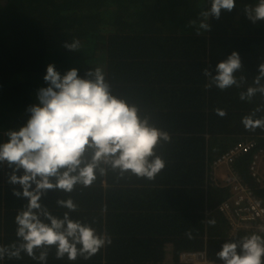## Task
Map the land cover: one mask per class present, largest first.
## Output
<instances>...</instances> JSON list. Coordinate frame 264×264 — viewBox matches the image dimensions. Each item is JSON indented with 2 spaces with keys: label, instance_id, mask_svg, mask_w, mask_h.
I'll list each match as a JSON object with an SVG mask.
<instances>
[{
  "label": "trees",
  "instance_id": "obj_1",
  "mask_svg": "<svg viewBox=\"0 0 264 264\" xmlns=\"http://www.w3.org/2000/svg\"><path fill=\"white\" fill-rule=\"evenodd\" d=\"M257 3L235 0L231 12L210 17V31L197 35L200 13L210 8V0H0V143L7 141L8 130L26 123L38 89L47 87L43 77L49 64L61 75L76 68L81 77L102 68L111 94L137 106L142 118L171 137L156 149L166 167L153 181L109 170L90 187L49 191L42 198L60 217L67 209L56 201L73 199L78 210L71 218L112 241L89 260H58L53 248L47 264H163L166 247L173 264H179L181 252L198 251L223 263L216 257L223 243L250 235L228 236L214 210L230 193L211 185L207 172L238 142L264 148V130L248 131L242 124L257 107L255 118H264V98L258 94L251 103L239 98L264 63V20L252 23L244 10ZM76 40L78 50L65 47ZM233 51L242 61L237 75H244L246 83L239 89H206L203 70L215 75L216 65ZM250 155L236 158L233 166L264 204V188L248 175ZM10 172L0 165V246L17 240L15 216L27 203L13 195L19 186L8 183ZM22 257L0 264H38Z\"/></svg>",
  "mask_w": 264,
  "mask_h": 264
},
{
  "label": "clouds",
  "instance_id": "obj_2",
  "mask_svg": "<svg viewBox=\"0 0 264 264\" xmlns=\"http://www.w3.org/2000/svg\"><path fill=\"white\" fill-rule=\"evenodd\" d=\"M234 7L235 0H210V8L200 13L203 20L196 34L210 31V17L219 19L222 10L231 12ZM244 10L252 23L264 20V0ZM65 47L76 51L80 44L76 40ZM241 69V57L233 51L216 65L215 75L203 70L208 80L205 88H241L246 83L244 75H237ZM43 79L47 87L38 89V102L27 108L26 123L18 130H8L7 141L0 143V165L11 169L8 183L19 186L13 188V195L27 201L15 216L17 240L0 246V261L20 260L23 253L38 264H47L53 248L58 260L91 259L112 243L107 233L72 219L70 214L78 210L73 199L56 201L58 207L67 209L60 217L52 214L42 198L49 191L71 193L76 185L90 187L109 170L121 177L132 174L153 181L166 167L156 149L171 141L170 134L142 118L137 106L112 95L102 68L90 69L81 77L76 68L61 75L49 64ZM262 81L264 63L258 66L252 84L239 93L240 100L251 103L258 94L264 98ZM260 110L257 107L242 118L246 130H264V118H255ZM215 112L220 117L227 114L222 109ZM216 257L223 264H264V236L252 233L227 241Z\"/></svg>",
  "mask_w": 264,
  "mask_h": 264
},
{
  "label": "built area",
  "instance_id": "obj_3",
  "mask_svg": "<svg viewBox=\"0 0 264 264\" xmlns=\"http://www.w3.org/2000/svg\"><path fill=\"white\" fill-rule=\"evenodd\" d=\"M251 154L248 175L257 188H264V148L252 141L238 142L214 159L208 166V180L211 185L227 188L230 197L221 201L214 211L220 214L227 227L229 237L239 234L264 235V204L254 195L252 188L236 172L233 162L236 158ZM223 167L225 172L214 173ZM179 264H223L207 259L204 251L181 252ZM163 264H173L171 247L165 248Z\"/></svg>",
  "mask_w": 264,
  "mask_h": 264
},
{
  "label": "rangeland",
  "instance_id": "obj_4",
  "mask_svg": "<svg viewBox=\"0 0 264 264\" xmlns=\"http://www.w3.org/2000/svg\"><path fill=\"white\" fill-rule=\"evenodd\" d=\"M223 172H225V170H224L223 167H221V168H219L214 174H215L216 176H219V175L222 174Z\"/></svg>",
  "mask_w": 264,
  "mask_h": 264
}]
</instances>
